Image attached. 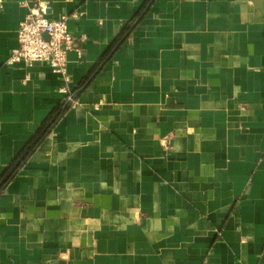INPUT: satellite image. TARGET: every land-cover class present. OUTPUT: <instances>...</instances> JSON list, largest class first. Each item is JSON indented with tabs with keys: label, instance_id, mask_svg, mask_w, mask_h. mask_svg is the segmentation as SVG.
<instances>
[{
	"label": "crops",
	"instance_id": "0c3cea01",
	"mask_svg": "<svg viewBox=\"0 0 264 264\" xmlns=\"http://www.w3.org/2000/svg\"><path fill=\"white\" fill-rule=\"evenodd\" d=\"M33 1L0 0V177L59 116L0 194V264H264V0H47L74 104L6 63Z\"/></svg>",
	"mask_w": 264,
	"mask_h": 264
},
{
	"label": "built area",
	"instance_id": "2783aa9c",
	"mask_svg": "<svg viewBox=\"0 0 264 264\" xmlns=\"http://www.w3.org/2000/svg\"><path fill=\"white\" fill-rule=\"evenodd\" d=\"M47 0H34L16 31L17 47L6 61L7 64H22L29 68L36 62L46 63L50 70L60 75L64 86L60 91L69 104L75 103L74 94L67 88V53L74 50L76 38L68 29L70 16L49 18ZM78 16L72 14L71 18ZM47 36V39L44 37ZM81 40L83 37L80 38Z\"/></svg>",
	"mask_w": 264,
	"mask_h": 264
},
{
	"label": "trees",
	"instance_id": "16d2710c",
	"mask_svg": "<svg viewBox=\"0 0 264 264\" xmlns=\"http://www.w3.org/2000/svg\"><path fill=\"white\" fill-rule=\"evenodd\" d=\"M59 116V112L32 138V140L27 145L25 151L17 158V160L8 168V170L0 177V194L4 190L5 186L9 181H11L20 169L23 163L27 160L30 154L38 146V144L46 137L49 133L51 127L55 123Z\"/></svg>",
	"mask_w": 264,
	"mask_h": 264
},
{
	"label": "water",
	"instance_id": "95a60500",
	"mask_svg": "<svg viewBox=\"0 0 264 264\" xmlns=\"http://www.w3.org/2000/svg\"><path fill=\"white\" fill-rule=\"evenodd\" d=\"M47 13H48V11H47ZM44 37L47 39V36L46 35H44Z\"/></svg>",
	"mask_w": 264,
	"mask_h": 264
}]
</instances>
